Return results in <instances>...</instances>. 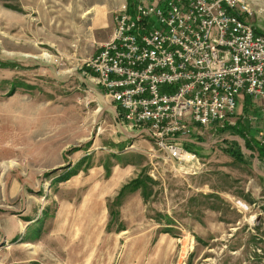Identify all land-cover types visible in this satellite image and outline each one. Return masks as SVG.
Masks as SVG:
<instances>
[{"label": "rangeland", "instance_id": "rangeland-1", "mask_svg": "<svg viewBox=\"0 0 264 264\" xmlns=\"http://www.w3.org/2000/svg\"><path fill=\"white\" fill-rule=\"evenodd\" d=\"M125 1L0 0V264H264L257 102L179 161L84 74ZM244 1L264 34V0Z\"/></svg>", "mask_w": 264, "mask_h": 264}, {"label": "built area", "instance_id": "built-area-1", "mask_svg": "<svg viewBox=\"0 0 264 264\" xmlns=\"http://www.w3.org/2000/svg\"><path fill=\"white\" fill-rule=\"evenodd\" d=\"M250 14L244 0H126L84 74L129 128L190 160L182 137L233 123L238 96L256 101L264 120V35Z\"/></svg>", "mask_w": 264, "mask_h": 264}, {"label": "crops", "instance_id": "crops-1", "mask_svg": "<svg viewBox=\"0 0 264 264\" xmlns=\"http://www.w3.org/2000/svg\"><path fill=\"white\" fill-rule=\"evenodd\" d=\"M249 100H251V98L249 99ZM251 101H253V100H251ZM251 101L247 104V103H240V106H239V109H237V110H235V113H237V114H241V116L242 117H244L245 116V114L246 113H251V114H255V115H257L258 114V112H257V110L256 109H254V108H251V107H249V104L251 103ZM117 109H119V108H116V111H117ZM254 109V110H253ZM120 110V109H119ZM120 113H122L121 112V110H120ZM250 118V117H249ZM226 125H230V126H240V123H238V122H236V124H233V123H225V124H223L222 126H220V125H218V124H212L211 126H209L208 128H213L214 126L215 127H220V128H218L219 130H221V129H223ZM207 128V129H208ZM143 130H145L144 128H142ZM207 129H205V130H207ZM214 130H215V128H214ZM200 137L201 136H199L198 134H196V133H192L191 135H189V136H185V137H182V141H183V145H184V147L185 148H187V146L188 147H190V148H195L197 151H200L203 147L201 146V144H202V141H200ZM255 143H258V139H257V137L256 136H254V139H253V141H251L250 142V144H251V146L252 147H256L255 146ZM247 148V147H246ZM257 148V147H256ZM248 149V148H247ZM255 150V149H254ZM254 150H249V152L251 153V154H254ZM255 152H257V150L255 151ZM257 158L259 159V160H264V155H263V157H259L258 156V152H257ZM22 215H23V213H21V215H19V216H17L16 218L18 219V221H19V223H20V225H21V228H20V234L19 235H21V233L23 232V224H22V222H21V218H20V216L22 217ZM18 235V236H19ZM3 236L6 238V235L5 234H3ZM10 237H13V236H10Z\"/></svg>", "mask_w": 264, "mask_h": 264}, {"label": "trees", "instance_id": "trees-1", "mask_svg": "<svg viewBox=\"0 0 264 264\" xmlns=\"http://www.w3.org/2000/svg\"><path fill=\"white\" fill-rule=\"evenodd\" d=\"M128 2H131L132 0H127ZM257 33H261L263 34L261 31H259L258 29H256ZM264 35V34H263ZM12 91V90H11ZM249 98V97H248ZM250 99V98H249ZM242 128H239L237 125L236 126H230V125H226L223 129H221L220 131H227V130H230L231 132L239 135V132L241 131ZM240 136V135H239ZM245 141V145L248 149L250 150H254L258 152V156L259 157H263L264 155V144H260L259 142L258 143H255V146L257 147H252L251 144H250V140H247V139H244ZM233 158L239 160L242 156V153L239 149V147L235 144V142H233L231 144V148L229 150H226ZM149 178V177H148ZM150 179V178H149ZM140 183L142 184L143 182L141 180H135L133 182V186L137 187L138 185H140ZM129 190H132L130 188H128ZM134 189V188H133ZM164 232H169L167 231V229H165Z\"/></svg>", "mask_w": 264, "mask_h": 264}]
</instances>
